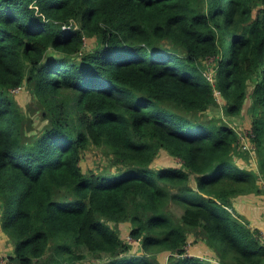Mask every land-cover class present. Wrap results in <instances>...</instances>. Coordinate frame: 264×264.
Here are the masks:
<instances>
[{
	"label": "trees",
	"instance_id": "trees-1",
	"mask_svg": "<svg viewBox=\"0 0 264 264\" xmlns=\"http://www.w3.org/2000/svg\"><path fill=\"white\" fill-rule=\"evenodd\" d=\"M25 85L47 121L37 133L13 91ZM219 102L231 116L250 104L256 168L238 160L243 131L203 116ZM92 148L109 168L83 169ZM249 193H264V0H0L10 264H264L262 230L236 208ZM191 234L217 257L189 250Z\"/></svg>",
	"mask_w": 264,
	"mask_h": 264
},
{
	"label": "rangeland",
	"instance_id": "rangeland-1",
	"mask_svg": "<svg viewBox=\"0 0 264 264\" xmlns=\"http://www.w3.org/2000/svg\"><path fill=\"white\" fill-rule=\"evenodd\" d=\"M96 45V39L95 37H86L85 38V46L87 49H93ZM215 58H208V66L206 69V74H214L215 70V65H214V60ZM212 61V63H211ZM215 77V76H214ZM15 96L17 101L19 102V105L22 107V109L25 111L27 116H30L32 119V122L27 121L28 125H30V130L33 133L40 132L44 128V126L47 124V121L43 120L41 117V110L38 108L35 104V94L34 92L28 87V86H22L19 88V90L14 91ZM220 101V99H218ZM250 104L246 103V106L243 110V112L239 115L231 116L228 115L225 112L224 104L219 102L217 105L212 107V109L209 111L210 113H205L206 115L203 114L204 117H215L217 120L221 121H226L238 131H245V129L250 126V122L252 119V113L250 112ZM252 148V149H251ZM250 152L247 151H242L240 150V153L238 154V160L239 162L247 167H254L256 168V163H257V154L254 151L253 147H251ZM243 153V156L240 154ZM110 158L109 155L106 153L105 150L100 149V148H92L87 151L85 157L82 160V166L84 170H89V168H93L94 166L97 167H107L109 168L110 165ZM180 160L177 158H173L172 156L164 155L162 156L157 164H177L179 163ZM259 197H255L254 200L247 198L243 202L242 210L246 212V216L249 218L251 225L258 226L262 229L263 233V239H264V201H261L260 203L258 202L259 199H256ZM262 198V197H261ZM249 199V200H248ZM264 200V199H263ZM263 205V206H261ZM171 209L174 211L176 215H180L183 211L182 207L180 206H175L172 205ZM256 210V213L253 211ZM128 226V223L124 224ZM121 226V231L123 233V236L127 239H129L130 243L133 245V251L137 252L136 254H140V244L137 240L133 239L129 235V228L125 226ZM13 246L14 244L11 242L9 239L8 235L5 234L2 229L0 228V264H9L8 263V258L7 256L9 253L13 252ZM188 249L191 250L193 253H198L201 256L204 257H214L216 258V253L215 251L211 250L207 246L204 240L198 242V239L195 238V235L191 234L190 236V243L188 245ZM230 255L226 258L225 256L224 261L228 264H239L238 258L234 255L233 252L229 253ZM131 255V254H130ZM168 255V254H167ZM101 256H94L92 254H88L87 258L84 259L82 262L79 264H100L102 262L105 263L106 261L104 259L100 260ZM166 259V260H165ZM164 259V261H167V257ZM100 261V262H99ZM164 264H167L164 262Z\"/></svg>",
	"mask_w": 264,
	"mask_h": 264
},
{
	"label": "built area",
	"instance_id": "built-area-1",
	"mask_svg": "<svg viewBox=\"0 0 264 264\" xmlns=\"http://www.w3.org/2000/svg\"><path fill=\"white\" fill-rule=\"evenodd\" d=\"M208 78L214 83L215 77H214L213 73L209 74ZM19 88L20 87L14 89L13 91H17V90H19ZM215 94L217 96V99H220L221 92L219 90L215 89ZM254 135H255V133L253 131L252 126H248L245 129V131L243 133H241V142L243 143V149H250L252 147V145H251V137H254ZM8 263H9V261H8Z\"/></svg>",
	"mask_w": 264,
	"mask_h": 264
},
{
	"label": "crops",
	"instance_id": "crops-1",
	"mask_svg": "<svg viewBox=\"0 0 264 264\" xmlns=\"http://www.w3.org/2000/svg\"><path fill=\"white\" fill-rule=\"evenodd\" d=\"M255 197H259V198H256V199H259L258 202L260 203L261 201H264V193H249V194H244V195H240L237 197L236 199V208L239 210L240 213L246 215V212L242 210V207L243 206V202L249 198V199H252L254 200ZM262 197V198H261ZM248 199V200H249ZM261 200V201H260ZM263 206V205H261ZM255 213H256V210H253ZM262 230V229H261Z\"/></svg>",
	"mask_w": 264,
	"mask_h": 264
}]
</instances>
